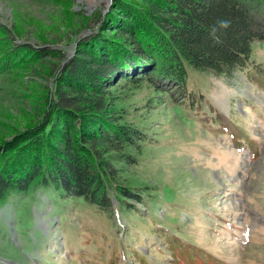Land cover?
I'll return each mask as SVG.
<instances>
[{"label": "rangeland", "instance_id": "374dc122", "mask_svg": "<svg viewBox=\"0 0 264 264\" xmlns=\"http://www.w3.org/2000/svg\"><path fill=\"white\" fill-rule=\"evenodd\" d=\"M110 3L0 0V50L20 43L73 54L93 12ZM251 46L247 66L221 75L188 67L185 87L165 81L164 94L150 81L112 83L120 123L148 137L124 149L134 163L117 166L140 200L107 211L52 183L12 191L0 204V264H264V42ZM32 52L0 70V140L31 122L50 81L43 65L52 56L38 62Z\"/></svg>", "mask_w": 264, "mask_h": 264}, {"label": "trees", "instance_id": "16d2710c", "mask_svg": "<svg viewBox=\"0 0 264 264\" xmlns=\"http://www.w3.org/2000/svg\"><path fill=\"white\" fill-rule=\"evenodd\" d=\"M93 16L73 54L20 43L0 50V70L31 59V51L38 62L52 56L43 65L52 72L35 116L12 139L0 140V204L12 191L52 183L103 210L115 202L131 207L140 193L122 182L117 166L134 163L124 149H137L148 137L120 123L112 83L150 81L164 94L165 81L185 87L188 67L221 75L247 66L252 43L264 42V0H111L105 13L98 9ZM213 111L229 130L230 119Z\"/></svg>", "mask_w": 264, "mask_h": 264}]
</instances>
